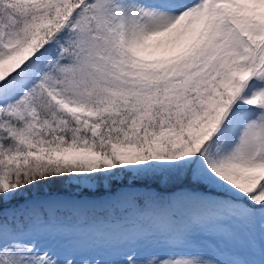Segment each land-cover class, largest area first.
I'll return each instance as SVG.
<instances>
[{"label":"snow or ice","instance_id":"1","mask_svg":"<svg viewBox=\"0 0 264 264\" xmlns=\"http://www.w3.org/2000/svg\"><path fill=\"white\" fill-rule=\"evenodd\" d=\"M0 264H264V0H0Z\"/></svg>","mask_w":264,"mask_h":264}]
</instances>
